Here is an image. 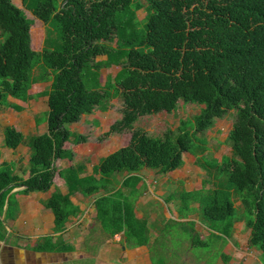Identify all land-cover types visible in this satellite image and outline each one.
<instances>
[{"label":"trees","instance_id":"1","mask_svg":"<svg viewBox=\"0 0 264 264\" xmlns=\"http://www.w3.org/2000/svg\"><path fill=\"white\" fill-rule=\"evenodd\" d=\"M21 2L46 25L43 46L31 48L30 23L21 8L0 0L5 38L0 41V103L9 96L27 100L37 81H51V87L47 131L27 139L29 176L0 161V240L21 210L13 189L50 190L56 160L62 159L72 161L58 170L68 190L55 188L43 201L54 214L53 232L61 234L39 239L36 249L73 251L62 236L81 212L72 196L98 192L96 218L104 232H123L128 247L149 244V221L135 211L145 189L141 172L173 171L189 152L206 176L201 188L171 197L180 199L179 216L197 212L208 228L228 238L244 221L252 229L249 245L261 251L264 264V0H146L150 8L143 19L137 14L140 0ZM99 56L106 62L99 63ZM113 65L121 66L119 71L103 79L102 68ZM116 98L122 100L121 117L105 134L130 132V141L100 158L92 174L82 175L86 165L73 162L75 153L65 143L88 137L69 125L95 109L108 110ZM180 100L199 111L180 119L176 129L154 136L136 126L143 110L172 113ZM230 111L236 113L226 137L231 152L219 161L209 155L205 132ZM3 133L10 149L24 142L14 126ZM196 243L206 244L198 235ZM220 255L229 264L231 256Z\"/></svg>","mask_w":264,"mask_h":264},{"label":"rangeland","instance_id":"2","mask_svg":"<svg viewBox=\"0 0 264 264\" xmlns=\"http://www.w3.org/2000/svg\"><path fill=\"white\" fill-rule=\"evenodd\" d=\"M13 1L21 8L25 21L30 23L31 48L34 50H41L43 46L46 25L41 19L33 15L31 11L27 10L23 6L21 0ZM140 4L142 5L138 8L137 14L139 19H143L148 13L150 5L146 2V0H140ZM1 38L2 37L0 34V41L5 39ZM97 59L99 63L103 64L106 62L105 56H99ZM120 67L121 66L119 65L103 67V79H105V77L109 74L111 76L116 75ZM34 96L37 97L39 95L34 94ZM121 102V98L113 99V105H111L108 110L102 111L95 109L90 116H82L80 121H78L73 127H71V124L69 125L70 129L88 137L87 141L83 143H65L66 147L76 149V151H74L75 155L73 162H83L91 170V166L97 164L101 157L106 156L112 151L129 143L131 137L130 132L110 134L108 136L105 134L110 129L111 124L121 117ZM198 111V105L186 103L183 100H180L177 110L172 113H168L166 111L159 113H146V111L143 110L142 116L137 122L136 126L143 128L151 135L159 136L162 135L167 129H176L179 125L180 119L190 117ZM235 114V111L227 112L221 118L216 120L212 128L205 132L210 149L209 155H212L219 161L225 159L226 155H229L231 152L229 145L226 143V137L234 123ZM47 115V110L40 111L36 117L39 125L46 122ZM94 120H97L98 122L95 123ZM186 156L187 158L186 161H184V165L181 166L176 173L170 174L175 180L173 184L179 185L178 190L180 191V195L186 191L181 189L183 187L188 189L201 188L202 180L206 176L205 171L196 164V157L191 154H187ZM71 162L72 161L70 160H56V166L59 170L61 169V164L69 165ZM58 170L56 177L57 183L59 185L61 184L62 179L60 176H58ZM156 175L158 177L161 176L160 174ZM163 179H167V176L165 175ZM149 180H154V178L150 177ZM145 187L146 190L148 189V194L150 196L158 197V199L154 202V205L158 206L159 208H163L164 210L168 208L170 212L168 213L170 217L167 218L164 217L163 212L158 215L157 222L159 224L156 223L155 213L154 218H151L150 221L152 225L155 223L159 225V228L162 231V235L158 242H156L155 245L154 243H150V252L153 264H225L222 256L220 255L222 252L231 256L229 264H263L261 260V251L249 245L248 241L251 236L252 229L248 227L244 221L237 222L235 224L232 238H228L226 235H218L219 233H217V230L216 233L210 231V233H212L211 236L204 235L202 229L207 228V226L205 225L206 223L201 220V215L199 216L197 212H193L189 215V217L194 218L193 220H181L180 222L176 221L174 220L176 217L180 219H182V217L178 216V212H175L177 208L173 207V212L169 208L170 203H166L169 198L159 196L157 192L159 184L152 182L147 184ZM145 198L147 199L148 196H145ZM239 203L240 202H237V204ZM193 204L197 205V203L194 202ZM91 213L94 214L93 212ZM80 223V220H76V224L74 226L76 227V231L78 228L80 229L83 227L81 230L83 233H81L84 241L81 240L79 235H74L73 241L77 248H83L86 250L85 246L87 245L91 253L89 254L88 252V258L72 261L73 264H121L123 262L127 264H134L132 260L129 263L127 254H125L126 257L123 256L121 259L115 258V262L111 259L107 261L103 260L102 256L99 255V252H101L99 246L93 242L99 241L101 242L99 244H102V242L105 241L104 238L106 236L103 232L104 230L102 229L101 234L95 232L94 229L98 227L97 224L91 228L88 235L85 234L87 229L90 228L89 225H87V219L82 223L83 225L81 227ZM96 223H99L98 220H96ZM91 224L94 225L93 222L90 223V226ZM195 230L197 232H195ZM192 233H194V238L190 239L192 238ZM197 235L206 244H197ZM94 253L98 255V259H92L90 257L93 256Z\"/></svg>","mask_w":264,"mask_h":264},{"label":"crops","instance_id":"3","mask_svg":"<svg viewBox=\"0 0 264 264\" xmlns=\"http://www.w3.org/2000/svg\"><path fill=\"white\" fill-rule=\"evenodd\" d=\"M50 87L51 81H37L32 84L29 90V94L31 96L27 100L9 96L6 100H4V102L0 103V148L2 151L1 161L11 163L14 166L15 173L23 178H27L29 176V159L31 150L27 144L28 137L47 131V120L45 123L39 125L36 117L40 111H48L49 109L48 95H46V92L50 89ZM34 94L39 96L35 97ZM90 115L91 114H89V116ZM85 116L87 117L88 115H84V117ZM94 122L96 123L98 121L94 120ZM76 123L77 122L72 123L71 127H73ZM8 125L16 127L24 134V142L16 149H10L5 145L3 130ZM68 142L74 144L72 141ZM66 148L76 151L75 148ZM187 154L191 153L186 152L183 154L184 161H186ZM97 164L92 165L91 170L86 165L85 173L82 175L92 174ZM66 166L68 165L61 164V168H65ZM179 169L180 168H177L166 174H161L160 177L156 175L158 173H156V170L153 169L145 168L141 172V175L143 176L142 184L145 186L152 182L159 184L157 190L159 196L169 198L166 203H170L169 208L172 210V212L174 211L173 207L177 208L175 212L178 213L180 207L179 197L176 196L175 199H170L173 195L179 194V185L173 184L175 180L170 174L176 173ZM93 175L97 177L99 176L96 174ZM165 175L167 176V179H163ZM58 176H60V174ZM150 177L154 178V180H149ZM60 178L62 181L61 184L58 185L57 177L55 175L54 185L48 191L28 192L25 186H19L13 189L12 192H14L16 198L18 199L21 210L16 219H10L7 222V237L4 240H0V264H73L72 261L83 260L89 257L88 252L89 254L91 252L87 245L85 246L86 250L83 248H77L75 246L73 241L74 235H79L82 241H84V239L82 237L83 231H81L83 227L80 229L78 228L76 231V227L74 225L76 224V220H80L81 227L83 225L82 223L87 219V225H89L90 228L87 229L85 234L89 235L91 228L97 224L98 227L95 228L94 231L101 234L102 226L100 223H96L97 211L95 208V198L98 197L101 192L88 197L82 195L81 193H77L76 195L72 196V200L80 206L81 212L77 216L72 217V219L67 223V228L63 232L62 236L66 243L72 244L74 246L75 249L73 251H42L36 249L39 239L50 235L56 237L61 234L53 232L54 214L50 209H47L43 205V201L51 196L55 188H59L64 192L68 190L65 180L61 176ZM181 189L190 191L199 188L188 189L183 187ZM145 196H148V198L146 199ZM157 199V196H150L148 194V189L146 190L145 187L143 193H141L136 201L135 211L137 217L146 218L149 221V225L151 227L149 244H144L138 247H128L126 245V237L123 232L115 236H109L103 231L106 236L104 238L105 241L102 242V244H99L101 243L99 241L93 242L99 246V249L101 250L99 255L102 256L103 260L107 261L111 259L114 261L115 258L121 259L123 256L126 257L125 254H127L129 263L132 260L134 264H153L150 252V243H154L155 245L162 235L159 225L156 224L158 223V215L163 212L164 217H170L168 214L170 213L168 208L164 210L163 208H159L158 206L154 205V202ZM154 213L156 214V223L152 225L150 221L151 218H154ZM193 219L194 218L189 216L188 218L182 219L176 217V220L179 222L180 220L186 221ZM91 222H93L94 225L91 224L90 226ZM202 230L204 235H212V233H210L212 230L208 228V226ZM90 257L92 259H98V255L95 253ZM121 264L127 263L123 262Z\"/></svg>","mask_w":264,"mask_h":264},{"label":"clouds","instance_id":"4","mask_svg":"<svg viewBox=\"0 0 264 264\" xmlns=\"http://www.w3.org/2000/svg\"><path fill=\"white\" fill-rule=\"evenodd\" d=\"M172 213V212H171ZM174 220H176V219H174ZM176 221H178V220H176ZM181 221V220H180Z\"/></svg>","mask_w":264,"mask_h":264}]
</instances>
